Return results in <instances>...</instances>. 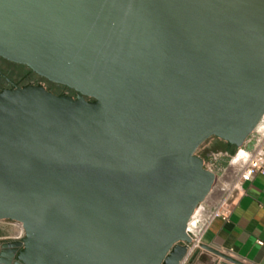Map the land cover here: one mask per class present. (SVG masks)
I'll return each mask as SVG.
<instances>
[{
	"label": "water",
	"instance_id": "obj_1",
	"mask_svg": "<svg viewBox=\"0 0 264 264\" xmlns=\"http://www.w3.org/2000/svg\"><path fill=\"white\" fill-rule=\"evenodd\" d=\"M0 56L76 92L0 90V264H182L198 147L264 115V0H0Z\"/></svg>",
	"mask_w": 264,
	"mask_h": 264
},
{
	"label": "crops",
	"instance_id": "obj_2",
	"mask_svg": "<svg viewBox=\"0 0 264 264\" xmlns=\"http://www.w3.org/2000/svg\"><path fill=\"white\" fill-rule=\"evenodd\" d=\"M242 188L229 218L215 219L203 235L202 246L182 264H233L214 250L242 264H264V175L254 174ZM20 234L16 222L0 220V239Z\"/></svg>",
	"mask_w": 264,
	"mask_h": 264
},
{
	"label": "built area",
	"instance_id": "obj_3",
	"mask_svg": "<svg viewBox=\"0 0 264 264\" xmlns=\"http://www.w3.org/2000/svg\"><path fill=\"white\" fill-rule=\"evenodd\" d=\"M258 124L241 146L248 151L242 163L233 162L241 147H237V151L232 154L218 151L204 156L200 155L197 149L196 154L203 158L204 167L214 174V181L206 197L197 204L190 216L187 226L190 243L186 257L200 248L204 233L215 219L229 218L243 190V183L256 173L264 175V126L258 128ZM22 234L21 230L20 236Z\"/></svg>",
	"mask_w": 264,
	"mask_h": 264
},
{
	"label": "flooded vegetation",
	"instance_id": "obj_4",
	"mask_svg": "<svg viewBox=\"0 0 264 264\" xmlns=\"http://www.w3.org/2000/svg\"><path fill=\"white\" fill-rule=\"evenodd\" d=\"M19 67L22 69H19ZM38 84L43 85L54 94H66L70 96H75L76 94L73 89L62 84L51 82L45 77L30 71L29 67L25 64L17 63L0 56V90ZM232 147L235 146L228 145L223 140L211 137L198 147V153L202 156L210 152L218 151L232 154L237 149L236 147L233 152H230Z\"/></svg>",
	"mask_w": 264,
	"mask_h": 264
},
{
	"label": "bare ground",
	"instance_id": "obj_5",
	"mask_svg": "<svg viewBox=\"0 0 264 264\" xmlns=\"http://www.w3.org/2000/svg\"><path fill=\"white\" fill-rule=\"evenodd\" d=\"M263 126H264V115H263V118L261 119V121L258 124V128L263 127ZM247 154H248V151L244 147H241L240 150L235 155V157L233 159V162L234 163H242L245 160ZM17 225L19 226L20 232H21V230H22L21 225L19 223H17Z\"/></svg>",
	"mask_w": 264,
	"mask_h": 264
},
{
	"label": "rangeland",
	"instance_id": "obj_6",
	"mask_svg": "<svg viewBox=\"0 0 264 264\" xmlns=\"http://www.w3.org/2000/svg\"><path fill=\"white\" fill-rule=\"evenodd\" d=\"M19 69H22V68L19 67ZM235 148H236V147H232V148L230 149V152H233V151L235 150ZM236 151H237V149L235 150V152H236ZM13 222H14V221H13Z\"/></svg>",
	"mask_w": 264,
	"mask_h": 264
}]
</instances>
